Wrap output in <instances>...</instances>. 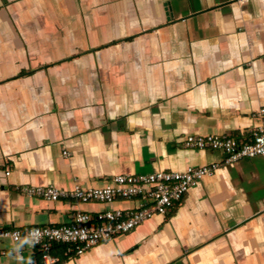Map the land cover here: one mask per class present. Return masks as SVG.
<instances>
[{"label": "crops", "instance_id": "1", "mask_svg": "<svg viewBox=\"0 0 264 264\" xmlns=\"http://www.w3.org/2000/svg\"><path fill=\"white\" fill-rule=\"evenodd\" d=\"M264 0H0V227L136 207L25 187L219 165L166 215L54 264H264V157L222 165L186 135L245 142L264 125ZM66 154V156H64ZM3 253V254H2ZM43 264L26 241L0 264Z\"/></svg>", "mask_w": 264, "mask_h": 264}, {"label": "built area", "instance_id": "2", "mask_svg": "<svg viewBox=\"0 0 264 264\" xmlns=\"http://www.w3.org/2000/svg\"><path fill=\"white\" fill-rule=\"evenodd\" d=\"M264 115V109L259 111ZM183 147L222 153V165H231L243 159L264 157V125L254 129L245 142L229 136L186 135ZM66 156V154H64ZM219 165L187 167L181 172L156 171L146 175H115L99 188L71 190L53 186L25 187L26 195L48 201L70 198L78 203L110 204L119 200L136 202V207L123 210H104L94 214L76 211L69 223L63 225L33 226L27 229L0 227V243L19 244L26 241L41 254L43 264H54L49 251L52 245L65 247L66 255L79 256L93 247L111 242L137 228L155 215L164 216L177 206L188 190L204 177L212 175ZM3 254V253H2ZM17 264H34L17 253Z\"/></svg>", "mask_w": 264, "mask_h": 264}]
</instances>
